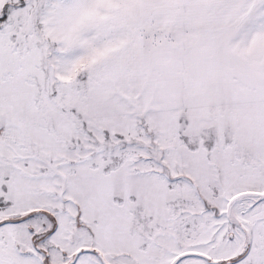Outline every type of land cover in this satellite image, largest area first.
I'll return each mask as SVG.
<instances>
[{
	"label": "snow or ice",
	"instance_id": "snow-or-ice-1",
	"mask_svg": "<svg viewBox=\"0 0 264 264\" xmlns=\"http://www.w3.org/2000/svg\"><path fill=\"white\" fill-rule=\"evenodd\" d=\"M0 264H264V0H0Z\"/></svg>",
	"mask_w": 264,
	"mask_h": 264
},
{
	"label": "rangeland",
	"instance_id": "rangeland-1",
	"mask_svg": "<svg viewBox=\"0 0 264 264\" xmlns=\"http://www.w3.org/2000/svg\"><path fill=\"white\" fill-rule=\"evenodd\" d=\"M197 21L203 27L212 26L211 14L206 10L202 9L197 12ZM204 32L206 31L200 30L196 34V46L198 50L205 49L203 47V40L205 38H209V36L205 35ZM249 51H251V49H249ZM205 56L206 55H201L198 60V62L201 63L202 66H198L199 72L195 85V95L197 96V98H203L204 101L207 102L220 92V90L223 88V82L220 81L218 74L214 69V66L208 65V61L205 59Z\"/></svg>",
	"mask_w": 264,
	"mask_h": 264
},
{
	"label": "crops",
	"instance_id": "crops-1",
	"mask_svg": "<svg viewBox=\"0 0 264 264\" xmlns=\"http://www.w3.org/2000/svg\"><path fill=\"white\" fill-rule=\"evenodd\" d=\"M201 30L206 31V32H204L205 35L209 36V38H205V39L203 40V44H204L203 47L205 48L204 50L206 51L207 48H210V45H211L212 26H209V27H208V26H206V27H202ZM208 39H209V40H208ZM206 47H207V48H206ZM205 59L208 61V65H209V66H213V63H212V60H211L210 56L206 55V56H205ZM198 66H202V64L198 62ZM220 81H221V80H220Z\"/></svg>",
	"mask_w": 264,
	"mask_h": 264
}]
</instances>
